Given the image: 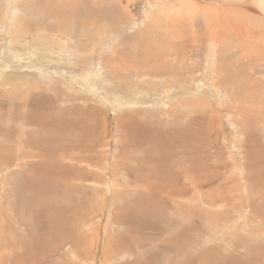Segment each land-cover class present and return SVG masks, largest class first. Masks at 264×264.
Masks as SVG:
<instances>
[{
    "label": "rangeland",
    "instance_id": "1",
    "mask_svg": "<svg viewBox=\"0 0 264 264\" xmlns=\"http://www.w3.org/2000/svg\"><path fill=\"white\" fill-rule=\"evenodd\" d=\"M0 264H264V0H0Z\"/></svg>",
    "mask_w": 264,
    "mask_h": 264
},
{
    "label": "bare ground",
    "instance_id": "2",
    "mask_svg": "<svg viewBox=\"0 0 264 264\" xmlns=\"http://www.w3.org/2000/svg\"><path fill=\"white\" fill-rule=\"evenodd\" d=\"M256 1V0H255ZM127 5V4H126ZM128 11V10H127ZM126 11V12H127ZM152 13V12H151ZM126 14V13H125ZM127 14H128V12H127ZM156 16V15H155ZM237 16V15H236ZM93 17V16H92ZM228 17V16H227ZM254 17V16H253ZM24 18V17H23ZM238 18V17H237ZM45 19V18H44ZM235 19V18H234ZM241 20V19H240ZM98 22V21H97ZM226 23V22H225ZM239 23V22H238ZM20 24H21V22H20ZM174 25V24H173ZM176 25V24H175ZM230 26V25H229ZM172 29H173V31H174V29H175V27H172ZM164 30H165V28H164ZM163 30V31H164ZM30 31V30H29ZM25 32V31H24ZM23 33V32H22ZM171 37V36H170ZM137 40V39H136ZM170 41H171V39H170ZM218 43V42H217ZM79 46V45H78ZM135 46V45H134ZM182 49V48H181ZM144 51V50H143ZM183 52H184V50H183ZM161 57V56H160ZM125 58V57H124ZM155 59V58H154ZM153 59V60H154ZM183 59V58H182ZM134 60V59H133ZM163 59H161V61H162ZM138 61V60H137ZM155 61V60H154ZM165 61V60H164ZM163 61V62H164ZM8 62V61H7ZM114 62H115V60H114ZM149 62V61H148ZM158 62V61H157ZM112 64V63H111ZM156 64V63H155ZM164 64H165V62H164ZM113 65H116V63L115 64H113ZM118 65V64H117ZM146 65V64H145ZM163 65V64H162ZM4 66V65H3ZM7 66V65H6ZM12 67V66H11ZM236 67H238V66H236ZM7 68H8V66H7ZM116 68V67H115ZM114 68V69H115ZM117 68H118V66H117ZM229 68V67H228ZM230 71V70H229ZM227 75H229V74H227ZM232 75V74H231ZM261 75V74H260ZM225 76V75H224ZM246 76V75H245ZM65 77V76H64ZM41 78V77H40ZM225 78V77H224ZM223 78V79H224ZM249 81V80H248ZM76 86V85H75ZM260 88V87H259ZM88 90V89H87ZM112 96V95H111ZM117 96V95H116ZM123 96V95H122ZM118 97V96H117ZM113 104V103H112ZM245 104V103H244ZM127 106V105H126ZM199 108V107H198ZM188 109H189V107H188ZM247 112V111H246ZM87 118V117H86ZM96 119V118H95ZM51 121V120H50ZM80 121V120H79ZM58 123H59V121H58ZM193 126V125H192ZM65 130V129H64ZM52 132V131H51ZM48 134V133H47ZM23 153V152H22ZM24 155V154H23ZM21 157V156H20ZM25 157V156H24ZM60 160V159H59ZM68 163V162H67ZM15 170V169H14ZM68 178V177H67ZM26 181V180H25ZM89 184V183H88ZM213 184V183H212ZM152 196V195H151ZM3 199V198H2ZM103 204V203H102ZM177 209V208H176ZM44 220V219H43ZM58 220V219H57ZM41 226V225H40ZM63 227V226H62ZM61 227V228H62ZM107 230V229H106ZM153 244V243H152ZM50 246V245H49ZM159 247V246H158ZM141 257V256H140ZM138 258V257H137ZM30 260V259H29ZM138 260H139V258H138ZM243 260V259H242Z\"/></svg>",
    "mask_w": 264,
    "mask_h": 264
}]
</instances>
